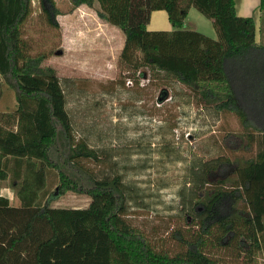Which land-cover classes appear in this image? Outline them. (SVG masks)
Listing matches in <instances>:
<instances>
[{"label":"trees","instance_id":"16d2710c","mask_svg":"<svg viewBox=\"0 0 264 264\" xmlns=\"http://www.w3.org/2000/svg\"><path fill=\"white\" fill-rule=\"evenodd\" d=\"M70 1L74 8L95 9L100 20L121 32V70H146L186 87L196 104L234 114L245 134L243 148L255 146L256 151L200 165L198 187L209 184L208 175L227 172L198 194L190 216L193 231L178 238L183 250L174 255L155 250L127 220L121 178L98 180L84 168L82 161H97L99 155L75 138L56 71L23 48L20 24L29 0H0V79L15 100L13 111L0 112V189H11L17 203L0 195V264H217L209 249L232 243L252 264H260L264 44L255 40L254 20L238 17L234 0ZM43 8L55 23L54 14ZM191 8L212 20L216 39L182 29ZM158 10L166 12L171 31L147 30L151 13ZM259 11L264 24V0ZM63 167L76 176L69 177ZM81 176L88 187L78 182ZM57 190L86 195L88 206L53 207Z\"/></svg>","mask_w":264,"mask_h":264},{"label":"rangeland","instance_id":"374dc122","mask_svg":"<svg viewBox=\"0 0 264 264\" xmlns=\"http://www.w3.org/2000/svg\"><path fill=\"white\" fill-rule=\"evenodd\" d=\"M51 4L29 0L19 38L28 56H42L43 65L56 71L75 138L97 151L99 159L82 161L84 168L98 180L119 176L129 223L155 250L181 252L178 238L193 231L190 216L198 194L212 189L227 172L208 175L209 184L198 187V167L216 159L250 157L255 146L251 151L243 148L245 134L234 114L196 104L183 85L150 76L146 70L135 74L121 70L123 35L100 20L95 9L74 8L70 0ZM43 5L54 14L55 23ZM146 27L172 30L164 10L153 11ZM182 29L216 39L212 20L195 8ZM14 109V93L0 79V112ZM62 169L69 177L76 176ZM78 182L83 188L90 185L85 176ZM55 193L51 202L55 208L88 206L84 194ZM209 251L217 264H252L233 243ZM258 261L264 264L262 256Z\"/></svg>","mask_w":264,"mask_h":264},{"label":"crops","instance_id":"0c3cea01","mask_svg":"<svg viewBox=\"0 0 264 264\" xmlns=\"http://www.w3.org/2000/svg\"><path fill=\"white\" fill-rule=\"evenodd\" d=\"M235 2V12L238 17H252L255 24V40L256 42H262L264 44V33L263 26L261 22V12L259 11L260 0H234ZM0 195L8 198L13 206L17 203L13 199V192L9 188H1Z\"/></svg>","mask_w":264,"mask_h":264}]
</instances>
